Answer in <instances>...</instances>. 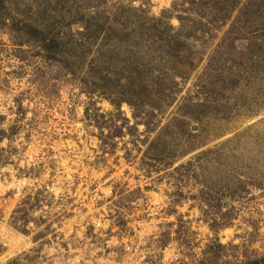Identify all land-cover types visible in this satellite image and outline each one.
I'll use <instances>...</instances> for the list:
<instances>
[{"label": "rangeland", "instance_id": "374dc122", "mask_svg": "<svg viewBox=\"0 0 264 264\" xmlns=\"http://www.w3.org/2000/svg\"><path fill=\"white\" fill-rule=\"evenodd\" d=\"M0 264H264V0H0Z\"/></svg>", "mask_w": 264, "mask_h": 264}]
</instances>
